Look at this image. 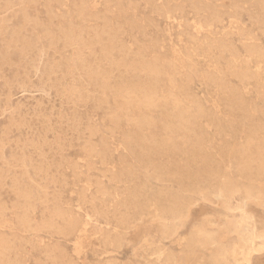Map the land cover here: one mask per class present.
Returning a JSON list of instances; mask_svg holds the SVG:
<instances>
[{
    "label": "rangeland",
    "instance_id": "374dc122",
    "mask_svg": "<svg viewBox=\"0 0 264 264\" xmlns=\"http://www.w3.org/2000/svg\"><path fill=\"white\" fill-rule=\"evenodd\" d=\"M263 8L0 0V264H264Z\"/></svg>",
    "mask_w": 264,
    "mask_h": 264
},
{
    "label": "bare ground",
    "instance_id": "6f19581e",
    "mask_svg": "<svg viewBox=\"0 0 264 264\" xmlns=\"http://www.w3.org/2000/svg\"><path fill=\"white\" fill-rule=\"evenodd\" d=\"M264 9V8H263ZM10 49V48H9ZM250 49V48H249ZM264 50H262V52H263ZM260 52H261V50H260ZM259 52V53H260ZM249 53V52H248ZM262 55H264V54H262ZM149 96V95H148ZM152 100V99H151ZM147 103V102H146ZM142 104H143V102H142ZM144 105V104H143ZM152 105V104H151ZM33 143V142H32ZM22 151V150H21ZM90 152V151H89ZM91 153V152H90ZM44 158V157H43ZM261 162V161H260ZM231 209V208H230ZM2 214V213H1ZM26 214V213H25ZM28 215V214H27ZM60 217V216H59ZM19 218H20V216H19ZM18 217H17V219H19ZM7 219V218H6ZM51 219V218H50ZM178 220V219H177ZM2 221H4V220H2ZM24 222V221H23ZM32 224V223H31ZM200 233V232H199ZM204 236V235H203ZM3 244V242H2V240H0V246ZM246 250H248V249H246ZM245 252H247V251H245ZM176 256V259L178 260V256L177 255H175ZM245 260L247 261V263H248V261H249V259H248V257H246L245 258ZM8 261V260H7ZM241 261V260H240ZM241 262H239V264H240Z\"/></svg>",
    "mask_w": 264,
    "mask_h": 264
}]
</instances>
